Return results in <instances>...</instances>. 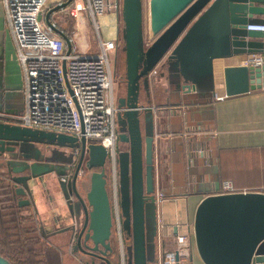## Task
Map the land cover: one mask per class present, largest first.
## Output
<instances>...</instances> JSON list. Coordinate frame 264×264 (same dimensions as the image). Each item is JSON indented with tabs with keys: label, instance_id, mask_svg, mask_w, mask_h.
Returning a JSON list of instances; mask_svg holds the SVG:
<instances>
[{
	"label": "water",
	"instance_id": "95a60500",
	"mask_svg": "<svg viewBox=\"0 0 264 264\" xmlns=\"http://www.w3.org/2000/svg\"><path fill=\"white\" fill-rule=\"evenodd\" d=\"M69 1L50 6L45 2L44 12L38 13L61 36L65 53L71 43L49 16ZM120 2L125 83L124 93L114 99L116 205L121 233L130 238L131 255L126 263L158 264L156 258L146 257L151 235L156 233L147 221L154 203L153 119L150 110L138 104L139 90L147 93L150 70L157 66L173 95L182 94V101L188 96L187 104L194 105V97H204L212 90V59L264 53V30L246 26L264 22V0H147L148 28L154 35L147 44L139 33L138 0ZM61 68L64 72V60ZM221 76L225 95L246 92L264 86V63L224 65ZM117 143H124L123 148ZM105 154L100 143L85 141L83 135L35 129L0 117V171L8 178L10 195L18 207L32 202L33 187L44 174L61 175L65 166L72 170L60 190L68 194L62 193L70 215L68 241L72 251L81 253L77 255L80 264H113L106 255L111 248L112 213L105 188ZM81 163L88 171L84 190L76 184ZM192 236L205 264H264V192L203 195L193 210ZM172 258L178 264L176 248ZM160 259L164 264V257ZM4 260L10 264L0 254V261Z\"/></svg>",
	"mask_w": 264,
	"mask_h": 264
},
{
	"label": "crops",
	"instance_id": "0c3cea01",
	"mask_svg": "<svg viewBox=\"0 0 264 264\" xmlns=\"http://www.w3.org/2000/svg\"><path fill=\"white\" fill-rule=\"evenodd\" d=\"M53 2L46 0L47 6ZM78 18L71 39L80 38V46L75 50L86 51L87 41L79 36L84 15ZM118 33L116 26L115 37ZM101 38L113 37L106 34ZM243 57L212 59V90L204 97H194V105L187 104L188 96L182 101V94H170L172 86L159 74V68L148 78L147 93L139 90L138 104L150 106L153 119V193L161 194L160 200L154 199L155 257L158 260L163 256L164 264H173L175 233L187 227L191 233L178 252V264H205L194 246L192 215L203 195L221 191L220 181H230L234 191L264 192V86L221 99L213 98V94L223 93L221 67L242 63ZM21 86V69L0 1V117L10 122L16 121L15 116L22 109ZM115 87L116 96L124 93V89L118 92L119 86ZM175 101L180 103L175 105ZM117 146L123 148L124 143ZM87 176L88 172L76 179L81 190L87 187ZM46 183L43 175L40 183L33 187L32 202L19 207L22 224L32 225L35 230L33 234L26 233L31 235L35 257L44 260V264H80L77 255L81 253L70 249L69 237L65 240L66 233L60 231L63 224L70 222L67 205L60 200L62 212L53 210L58 192ZM110 237L117 243L119 264L120 250L123 253L121 236L113 226ZM165 242L171 246H165ZM41 260L39 264L43 263Z\"/></svg>",
	"mask_w": 264,
	"mask_h": 264
},
{
	"label": "built area",
	"instance_id": "2783aa9c",
	"mask_svg": "<svg viewBox=\"0 0 264 264\" xmlns=\"http://www.w3.org/2000/svg\"><path fill=\"white\" fill-rule=\"evenodd\" d=\"M6 26L12 37L15 56L22 75V109L16 121L23 126L42 130H53L79 137L85 141L100 143L106 151L110 185L112 225L120 236V222L117 210L116 193V149L114 128V95L112 74L107 53L117 48V40L103 39L99 35L95 17L104 10L119 8L120 0H70L59 8L70 17H80L85 13L94 30L96 49L94 52L77 51L71 44L65 53V43L58 34H51L38 13L46 0H0ZM53 11L49 18L55 26ZM247 28L264 30V22L249 23ZM71 43V36H68ZM264 53H250L242 58V63L255 65L264 62ZM64 60V72L61 61ZM157 66L150 70L156 71ZM67 81L68 88L65 86ZM224 93L213 94L214 99L225 97ZM151 108L150 106H141ZM155 135L152 129V143ZM71 169L59 175L61 181L70 178ZM81 168L77 176L81 175ZM220 192L234 191L230 181L222 180ZM161 194H154L160 200ZM187 227L175 233L176 249L179 252L183 242L190 237ZM123 254L119 253V264H124ZM158 264L161 259L157 260Z\"/></svg>",
	"mask_w": 264,
	"mask_h": 264
},
{
	"label": "rangeland",
	"instance_id": "374dc122",
	"mask_svg": "<svg viewBox=\"0 0 264 264\" xmlns=\"http://www.w3.org/2000/svg\"><path fill=\"white\" fill-rule=\"evenodd\" d=\"M56 1V0H52ZM60 1V0H59ZM138 5L140 6L141 9V23H139V33L142 34V39L144 44H147L150 41L151 35H150V31L148 28V11H147V0H138ZM120 9H121V5H120ZM118 8L116 11L112 8V9H108V10H104L100 15H97L95 17V21L98 25V30L99 33L101 35V37H104L106 34L108 35H112V39L113 40H117V48L114 51H109L107 54V59H108V65H109V69L110 72L112 74V88H113V95L114 98L116 96V90L114 88H116L115 86H119V91L124 89V83H125V79H124V57H123V51L121 49V45H122V19H121V11ZM115 12H117V17L115 16ZM84 18L81 20V29H82V34L80 33L79 36L81 37L84 36V39L87 44L86 47V51L88 52H94L96 49V44H95V39H94V30L92 28L91 22L89 20V18L86 17L85 13H83ZM53 18L54 21L63 29H67L69 30V35L73 36V32L75 29V24L76 21L79 20V18H74V17H70L68 15H66L65 13H62L61 11H57L55 10V13H53ZM44 23V22H43ZM116 26H118V35H116L115 37V28ZM80 39V38H79ZM76 39L74 40V38L72 39V44H74V49L75 47L79 48V44H80V40ZM76 41V42H75ZM77 50V49H76ZM78 51V50H77ZM210 87V86H208ZM210 90H208L206 92V94H210ZM170 94L172 95L173 92H170ZM115 120H114V128H115ZM36 129V128H35ZM53 131V130H50ZM55 132V131H53ZM116 142V141H115ZM65 168V169H64ZM64 171L67 170L66 166L64 167ZM46 177V184L50 187H52V189H54V191L58 192V201L55 200L54 202V206H53V210L55 209L58 212H62V203H60V200L63 201V194L65 196H67V192L64 191L62 192L60 190V185L63 184V181L59 180V173H46L44 174ZM62 183V184H61ZM77 183V181H76ZM153 183V181H152ZM81 190V188H79ZM63 193V194H62ZM68 203H70V201H68ZM147 221H148V225L150 226V228L153 230H155V224H156V215H155V207H154V203L152 205V207L150 208L148 214H147ZM28 222V221H27ZM29 224H32V222L30 221ZM68 223L63 224L62 225V229L60 231H64L65 234V240L68 239L69 237V228H68ZM30 232H32L31 234H33V232H35L34 229L30 230ZM62 233V232H61ZM61 236L63 237V235L61 234ZM154 237L155 235L152 234L151 238L152 241L150 243V245H148V249L146 252V257L150 260H154L155 257V244H153L154 241ZM170 243V242H169ZM129 241L123 238L122 241V246H123V253H124V261L125 264H127V260L130 258L131 255V248L129 245ZM165 246H167V242H165ZM168 246H171V244H169ZM167 246V247H168ZM0 264H9L7 261H0Z\"/></svg>",
	"mask_w": 264,
	"mask_h": 264
},
{
	"label": "trees",
	"instance_id": "16d2710c",
	"mask_svg": "<svg viewBox=\"0 0 264 264\" xmlns=\"http://www.w3.org/2000/svg\"><path fill=\"white\" fill-rule=\"evenodd\" d=\"M55 2H53L54 4ZM63 33L69 35V30L63 29L56 22ZM154 37L151 35L150 40ZM72 44V41H71ZM106 174L108 171L106 168ZM107 194L111 203L110 185L107 179ZM23 216L19 214V207L14 203L10 195V184L6 174L0 171V254L10 264H39L41 259L35 257L36 249L31 246V235L26 234L34 229L32 225L22 224ZM123 235L121 233V240ZM110 251L108 258L113 264H118L117 243L110 237ZM42 264H44V260Z\"/></svg>",
	"mask_w": 264,
	"mask_h": 264
},
{
	"label": "flooded vegetation",
	"instance_id": "af4514ba",
	"mask_svg": "<svg viewBox=\"0 0 264 264\" xmlns=\"http://www.w3.org/2000/svg\"><path fill=\"white\" fill-rule=\"evenodd\" d=\"M75 151H77V150H75ZM104 166H105V179H106V181H105V186H107V174H106V160L104 161ZM81 171H82V174L81 175H79L78 177H76V179L78 178V179H81L83 176H84V174H86L88 171L87 170H85L84 169V167H83V163H81ZM106 188V187H105ZM107 191V190H106ZM112 227V226H111ZM120 236H121V230H120ZM124 238V237H123ZM124 239H126V240H130V238L129 237H127V238H124ZM122 241H123V239L121 240V246H122ZM122 248V252H123V246L121 247ZM70 249H72L71 248V246H70ZM74 251V250H73ZM123 254V257H124V253H122ZM107 255V257L109 256V253H107L106 254Z\"/></svg>",
	"mask_w": 264,
	"mask_h": 264
}]
</instances>
